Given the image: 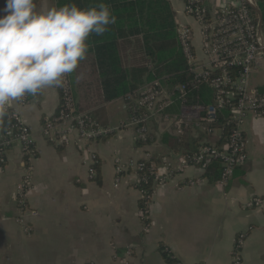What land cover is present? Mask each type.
Listing matches in <instances>:
<instances>
[{
  "label": "crops",
  "instance_id": "obj_1",
  "mask_svg": "<svg viewBox=\"0 0 264 264\" xmlns=\"http://www.w3.org/2000/svg\"><path fill=\"white\" fill-rule=\"evenodd\" d=\"M167 1L177 27L187 24L192 28L198 54V25L184 13L182 0ZM253 1L251 8L263 38L264 0L262 10ZM34 2L38 11L60 6L57 0ZM205 2L212 7L221 0ZM5 5L6 0H0V15L5 14ZM69 75L78 111L114 132L92 142L73 135L69 144L53 145L41 136V125L56 110L58 89L45 87L24 105L19 99L11 101L10 109L31 128L36 155L28 162L18 144L6 149L0 170V264H232V249L240 232L246 233L240 264H264V114H249L243 120L247 160L220 185L209 182L195 166L177 170L182 148H170L163 140L165 133L179 136L173 121L154 118L150 135L138 144L141 140L134 138L133 128L127 125L129 112L123 97L102 99L93 46ZM248 88L264 93V50L252 69ZM119 99L127 110L126 118L116 108ZM180 109L173 102L167 113L177 117ZM198 132L190 129L191 137ZM88 148L98 156L94 179L88 176ZM116 157L123 163L150 160L159 169L172 168L169 181L155 188L147 221L139 215L140 193L133 172L124 173L115 186ZM27 163L33 168L20 224L16 221L20 212L16 187ZM196 178L198 184H187ZM252 197L261 198L262 206L247 208ZM127 249L131 254L125 258Z\"/></svg>",
  "mask_w": 264,
  "mask_h": 264
},
{
  "label": "built area",
  "instance_id": "obj_2",
  "mask_svg": "<svg viewBox=\"0 0 264 264\" xmlns=\"http://www.w3.org/2000/svg\"><path fill=\"white\" fill-rule=\"evenodd\" d=\"M184 13L191 17L199 29V53L193 46L192 28L187 24H179L176 32L181 50L187 60L189 71L193 74L194 84H205L213 92V102L210 104H187L183 86L174 87L168 91L158 80L145 83L134 92L123 97L129 112L128 126L134 130L136 140H144L150 135L149 124L154 118L165 122L176 123L177 135L183 134L186 128L193 131H203L207 134L220 133L219 128H204L201 123L202 115L205 121H213L216 113L225 108L231 109V129L226 142L218 149L213 144L201 142L197 151L189 155H181L177 170L195 166L204 171L212 160L221 162L220 185L225 184L233 175L236 168L247 160L246 137L242 129L243 120L247 115L264 114V93L248 88L252 69L262 58L264 41L257 21L252 15L253 0H221L219 5L209 6L205 0H182ZM57 88V87H56ZM59 101L55 112L43 120L41 136L53 145H65L72 142V136L77 140L92 142L111 135L114 128L98 124L86 113L78 111L72 95L70 75L65 76L63 87L57 88ZM179 91L180 113L177 117L165 110L174 102L173 95ZM26 94L19 99L24 105L30 98ZM8 117L13 122L7 127H0V170L5 164L6 149L13 143L20 146L22 155L28 162L36 155L31 128L26 125L19 115L8 107ZM122 125H125L122 123ZM89 153L88 176H96L95 165L98 156L87 149ZM145 160L123 163L119 158L114 159L115 186L127 171L134 174V184L140 193V218L147 221L149 203L155 188L169 181L172 168L166 165L159 169L147 165ZM31 163L26 164V170L16 187V207L20 211L16 221L23 224L22 212L26 209V194L31 182ZM200 179L188 180L187 184L196 185ZM262 206V199L252 197L246 207ZM148 224H144L147 229ZM29 232V228L24 226ZM246 233L236 235L232 249V264L241 263V249ZM166 252L170 251L166 248ZM131 254L126 250L127 258ZM125 264H128L127 261ZM176 264H182L177 262ZM205 264V263H203Z\"/></svg>",
  "mask_w": 264,
  "mask_h": 264
},
{
  "label": "trees",
  "instance_id": "obj_3",
  "mask_svg": "<svg viewBox=\"0 0 264 264\" xmlns=\"http://www.w3.org/2000/svg\"><path fill=\"white\" fill-rule=\"evenodd\" d=\"M57 1L60 5L58 8L65 4L88 8L101 2V0ZM102 2L110 6L112 15L116 18L115 23L108 25V30L102 36L91 34L86 43L89 45L88 52L93 46L103 101L124 97L143 84L158 80L168 91L183 86L187 104L213 102L212 90L205 84L193 82V74L189 71L177 38L174 12L167 0H102ZM257 4L262 10L263 1L257 0ZM250 9L257 21L256 12L253 8ZM262 32L264 34V26ZM120 50H123V54ZM179 95V91L176 90L173 98L174 103L180 105ZM9 111L0 120V127H7L13 122L8 117ZM165 112H168V108ZM202 117L204 118V115ZM230 117L231 109L225 108L217 111L213 121L208 122L201 118L204 128H219V134L212 135L199 131L192 138L191 128L188 127L185 133L179 136L174 137L165 133L163 140L170 148L175 146L182 148L181 155L185 156L197 151L201 142L213 144L220 149L231 129ZM202 137L204 140H197ZM142 143L144 140L138 142ZM146 162L147 165H153L150 160ZM97 165L98 163L95 166ZM221 169L220 160L214 159L206 167L203 175L209 182L215 183L220 179Z\"/></svg>",
  "mask_w": 264,
  "mask_h": 264
},
{
  "label": "clouds",
  "instance_id": "obj_4",
  "mask_svg": "<svg viewBox=\"0 0 264 264\" xmlns=\"http://www.w3.org/2000/svg\"><path fill=\"white\" fill-rule=\"evenodd\" d=\"M0 15V120L13 100L45 87H63L86 58L91 34L115 23L104 2L88 8L65 4L37 10L34 0H6Z\"/></svg>",
  "mask_w": 264,
  "mask_h": 264
},
{
  "label": "rangeland",
  "instance_id": "obj_5",
  "mask_svg": "<svg viewBox=\"0 0 264 264\" xmlns=\"http://www.w3.org/2000/svg\"><path fill=\"white\" fill-rule=\"evenodd\" d=\"M116 108L119 109L120 113L124 114V118L127 117V113H126V109H124V103L122 99H119V101L117 102ZM116 108H114L113 112H116Z\"/></svg>",
  "mask_w": 264,
  "mask_h": 264
},
{
  "label": "water",
  "instance_id": "obj_6",
  "mask_svg": "<svg viewBox=\"0 0 264 264\" xmlns=\"http://www.w3.org/2000/svg\"><path fill=\"white\" fill-rule=\"evenodd\" d=\"M253 9H254V7H253Z\"/></svg>",
  "mask_w": 264,
  "mask_h": 264
}]
</instances>
